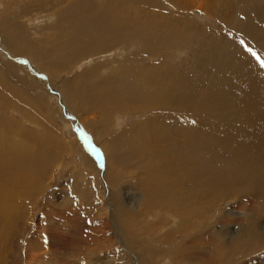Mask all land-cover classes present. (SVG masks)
Segmentation results:
<instances>
[{
  "label": "rangeland",
  "instance_id": "obj_1",
  "mask_svg": "<svg viewBox=\"0 0 264 264\" xmlns=\"http://www.w3.org/2000/svg\"><path fill=\"white\" fill-rule=\"evenodd\" d=\"M135 2L142 38L48 77L66 57L55 29L66 2L0 0L22 51L0 31V127L43 156L19 175L0 153V231L11 237L0 264H264V67L247 51L264 57V0ZM129 64L157 80L156 106L131 96L132 114H108L66 94L84 72L97 70L81 82L91 87ZM133 127L142 133L122 137Z\"/></svg>",
  "mask_w": 264,
  "mask_h": 264
},
{
  "label": "bare ground",
  "instance_id": "obj_2",
  "mask_svg": "<svg viewBox=\"0 0 264 264\" xmlns=\"http://www.w3.org/2000/svg\"><path fill=\"white\" fill-rule=\"evenodd\" d=\"M36 1L41 2V0H36ZM52 1H53V3H57V7L59 9H60V7H62L61 2H66V4H67V6L65 8L61 9V11L57 13L58 22H57V27L55 26L56 27L55 29L58 30L57 31L58 32V38H59L58 41H61L62 39L65 38V42L62 43V47L60 49H57V48H55V49H57V53L58 52L65 53L64 56H66V57L62 58L60 64H58L56 66L52 64V67L50 69H46L47 72L48 71L51 72L50 75L47 74V75H49L48 77H50V76L55 77L57 75H60L62 73V71L63 72H67V71L71 72L72 69L76 66H79V64L82 61L89 60V58L87 56H91L90 58H96V56L103 54L104 50H107L109 48L108 45L109 44L112 45L114 43V41H116V42H119V41L127 42V41L133 40L135 38L140 39L144 36L142 34L147 28V24H143L142 22H140L141 18L139 17V15L141 13H137L138 8L136 6H140L142 3H137L135 1H139V0H135V1H133V0H124V1H121V0L120 1L119 0H114V1H112V0H52ZM51 16L52 15H50V17ZM2 24H5V25H2ZM8 29H9L8 22L6 20L0 19V31H1L2 35L4 33V35H3L4 41L6 42V44L10 48H12V51L14 53H22V51H19V49H16L17 46L15 45V43L17 41H20L19 35L16 34L13 30L7 31ZM103 29H104V31H103ZM4 30H6V31H4ZM122 30H125L126 32H128V34H124L122 32ZM131 45L132 44L127 45L128 49H130ZM32 47L33 46L25 47L27 54L30 52V49ZM38 47H39L41 55H45L46 52L43 51V50H45V45H43L41 42V43H38ZM14 55H16V54H14ZM28 56H30V58H33L32 53H29ZM61 56H62V54H61ZM96 59L102 60L104 58L98 57ZM81 66H83V65H81ZM98 68H99V66H98ZM156 70H158V69H156ZM115 73L119 76H123V77L127 76L128 82L119 80V82L117 83L115 80V77H116ZM97 77H99L97 75V70L94 71L93 73L90 71L84 72L83 76H81L78 81L74 80L75 85L69 86V87H73L74 89H71V90L68 89V92H66V94H68L71 98H74L75 100H76L75 97H77L80 102L79 101H76V102H77L78 106H81V107L84 105H86V106L89 105V101L94 103V104H91V105H93L92 107H88L89 110H92V109H95L96 111L99 110L98 105H96V104L101 103L102 104V110H106V112L108 111V114H110L109 112H111V110H114V111L119 112L121 114L129 115V114H132L135 110V109L130 110L128 108L129 104L127 103V100L131 96H132V99L133 98H136L137 100L142 99V101H144L145 103H150V102L152 103L154 100L153 101H150V100H152V97L154 98L153 93L156 94L159 92L158 90L155 91V88L158 89V87L156 86L157 80L156 79H155V81H154V79L151 80L150 70L146 69V68L140 69V67H136V69H135V66L133 64L132 65L129 64V66H124V67L120 68L118 71L115 69L113 77L111 76L110 79H99L98 78L96 84L92 85L91 87L87 86L86 84H81V82H83L85 80H89L90 78L97 79ZM134 79L139 80V81H136L137 85L133 83ZM124 83H126V84H124ZM121 84H122V86H120ZM69 87H67V88H69ZM151 87L153 88L152 91H151ZM137 103H138V101H137ZM153 103H152V105H155V102H153ZM159 103H162V104L167 105V106L171 105L166 100H164V101L161 100V101H159ZM130 106H132V105H130ZM141 108H143V107L141 106ZM85 109H87V108H85ZM102 110L100 113L103 112ZM140 128L141 127H138V129H136L135 127H133L132 129H128V130L126 129L124 131L122 130L121 135H122V137L127 138V140L131 141L132 137L133 138L137 137V134L142 133L139 130ZM9 133H10L9 124L5 119V124L0 127V153H3L5 155L4 158H6V160H9V158H10L13 165L15 164L18 166V170H16L17 174H19V170L23 174L25 172L32 173V171L35 170L36 166L40 165L39 163L43 161L42 160L43 156L41 155L42 156L41 157L39 154L38 156H40V157H35L34 155H31L30 157H28V154H31V151L29 153V149H24L23 143L21 145H19V143H17L14 140V138L12 140L10 138H8ZM135 133H137L136 136L134 135ZM142 138H144V140H146L149 137H146L145 135H143ZM154 148H155L154 146L151 145V147H149V145H148V149H147L146 153L150 154V152L152 150H154ZM44 149L46 150V148H44ZM67 149H68V147H67ZM86 159L87 158L84 155V157L82 158V161H83L82 167L83 168L85 167V161L87 162ZM17 179L18 178H16V180ZM11 180H12V178H11ZM13 184H15V183H13ZM180 202L182 203V200ZM184 216H185V214L182 215L178 221L183 222L184 220L182 221V218L184 219ZM184 223H185V221H184ZM10 224L11 223H9V225ZM7 229H9V228H7ZM237 233H238V231H237ZM10 238H11L10 234L6 235L2 231H0V259H2L5 256V252H3V251L6 248H9V245L7 246V244H8L7 241ZM262 242H264V238H263ZM3 245H6L7 247L3 248V250H2V247H4ZM170 250L171 249H168L169 254H170ZM177 250L178 249H176V251ZM183 255H184L183 252L181 250H178L177 255H174V254L170 255L169 260L171 261V263H174V258L177 261V259L180 256L183 257ZM165 256L167 257V255H165ZM154 258H155V256H154ZM30 260L32 261V259H30ZM149 260H150V258H149ZM235 261L234 262L232 261L233 264L235 263ZM177 263L179 264L180 262H176V264ZM225 263H226V261H225ZM30 264H32V262ZM145 264H149V262L145 263ZM180 264H182V263H180ZM183 264H185V263H183Z\"/></svg>",
  "mask_w": 264,
  "mask_h": 264
},
{
  "label": "snow or ice",
  "instance_id": "obj_3",
  "mask_svg": "<svg viewBox=\"0 0 264 264\" xmlns=\"http://www.w3.org/2000/svg\"><path fill=\"white\" fill-rule=\"evenodd\" d=\"M241 43L243 44L244 42L241 41ZM247 51H249L256 58V60L260 63L261 67H264V57H261L259 54H257L255 51H253V49H251V48H247ZM93 151H95L96 154L99 155L98 151L95 150L94 148H93Z\"/></svg>",
  "mask_w": 264,
  "mask_h": 264
},
{
  "label": "water",
  "instance_id": "obj_4",
  "mask_svg": "<svg viewBox=\"0 0 264 264\" xmlns=\"http://www.w3.org/2000/svg\"><path fill=\"white\" fill-rule=\"evenodd\" d=\"M95 156H97V158H98V162L100 161V162H102V158H101V156L100 155H97L96 153H93Z\"/></svg>",
  "mask_w": 264,
  "mask_h": 264
}]
</instances>
